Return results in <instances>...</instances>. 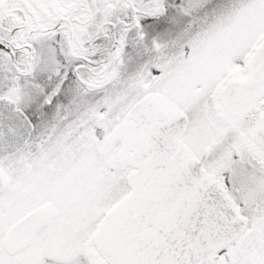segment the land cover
I'll return each mask as SVG.
<instances>
[{"label": "snow or ice", "instance_id": "6c2138e0", "mask_svg": "<svg viewBox=\"0 0 264 264\" xmlns=\"http://www.w3.org/2000/svg\"><path fill=\"white\" fill-rule=\"evenodd\" d=\"M0 264H264V0H0Z\"/></svg>", "mask_w": 264, "mask_h": 264}]
</instances>
